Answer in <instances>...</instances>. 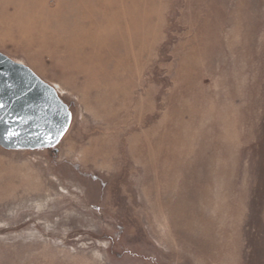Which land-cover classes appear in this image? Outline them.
Here are the masks:
<instances>
[{"label": "rangeland", "instance_id": "obj_1", "mask_svg": "<svg viewBox=\"0 0 264 264\" xmlns=\"http://www.w3.org/2000/svg\"><path fill=\"white\" fill-rule=\"evenodd\" d=\"M119 48L144 52L112 126L94 103ZM0 52L71 114L49 148L0 146V264H264V0H0ZM166 116L188 144L152 166L131 136Z\"/></svg>", "mask_w": 264, "mask_h": 264}, {"label": "water", "instance_id": "obj_2", "mask_svg": "<svg viewBox=\"0 0 264 264\" xmlns=\"http://www.w3.org/2000/svg\"><path fill=\"white\" fill-rule=\"evenodd\" d=\"M71 114L55 88L28 66L0 52V146L49 148L63 136Z\"/></svg>", "mask_w": 264, "mask_h": 264}, {"label": "bare ground", "instance_id": "obj_3", "mask_svg": "<svg viewBox=\"0 0 264 264\" xmlns=\"http://www.w3.org/2000/svg\"><path fill=\"white\" fill-rule=\"evenodd\" d=\"M91 5H93V4H91ZM90 7L93 9V11L95 12L96 15L97 14L100 15L99 16L100 20L98 18H96V19H98L97 21H102L106 17L105 15H108L107 12L105 11V9H103V12L101 14L93 6H90ZM143 9H144L145 13H150L152 11L151 7H145ZM138 10L139 9H135V12H137ZM145 15H147V14H145ZM126 18H127L126 14H124V16L122 18V22L124 25L128 24V22H126ZM86 29H87L88 34L90 33L91 36L93 33L96 34L100 31V27L99 26L96 27V23L87 24ZM125 29L126 28L124 27L123 28L124 32L126 31ZM79 49H87V48H79ZM79 49L78 50H75V49L71 50L70 48L67 49L66 60L68 61L69 64L84 66L88 63V61L86 59H81V58L77 59L78 58L77 54L79 52H81V50H79ZM90 49H99V48H90ZM119 50H120V52H123V54L120 55L119 58L114 59L115 60L114 72L112 74H109V76H108L109 83L108 84L105 83L103 86H101V88H98L96 90V99H95V103H94L95 110L97 112L98 111L103 112L104 121L107 122V124L110 123V125H112V126H115L116 123H120L121 121H123L124 117L122 118V114H121L120 110H118V108L126 106V100L124 98V95H125V93L129 92V90H128V86H129L128 84L129 83H127L126 89L125 90L122 89L123 91L120 90L119 93L117 92V90L119 89L118 86L114 85L113 83H117L121 79L127 81V79L129 77H131L132 74H134L135 70H131V68L134 67L131 64L132 63L131 59L133 60V58H135L136 56H140L139 54L143 51L142 48H122V50H121V48H119ZM107 53L109 55L113 54L112 48H111V50H108ZM33 59H34L33 62H35V65H36L39 61L35 55H34ZM186 60H190L189 57H184L183 60L180 62V64H182V66H180V70H181V67H183V70H182L183 77H185V71H186L184 65L185 66L191 65L190 63H187ZM189 66H187V67H189ZM99 76H101V74L96 73L95 75L87 78V81L89 79H95ZM54 87L58 93L59 92L63 93V88L59 84L58 85L54 84ZM140 105H141V103L136 105V110L139 109V107H141ZM181 107L179 108V110L181 109ZM180 115L181 114H179V116L177 115L176 118L181 119ZM168 119H169V116H166L160 123L156 124L155 126H152L150 129L145 130V131L135 132L131 136V140L133 141L132 142L133 153H135L139 156L145 157V159L149 162V164H152L156 161H160V162H163V164L165 165V161L167 160V158L165 159V157H164L166 151H163L160 147L166 141H170V138H172L173 143L175 144L174 147L172 146L173 148L171 150L174 149V151H176V152H177V150H179L180 148L183 147L184 143L188 144V140L187 141H185L183 139L180 140V137L177 136L176 132L174 133V132H172L174 130H172V131L170 130L171 127L169 126V120ZM136 120L138 122V118ZM182 125H180V127ZM185 134H186V132H185ZM102 141H104V140H102ZM104 146L105 145L102 144L101 146L93 147L91 152H90L91 155L93 157H101V158L109 157L110 156L109 153H111V151H109V149H104ZM168 152L169 151L166 152L167 155H168ZM152 166H153V164H152ZM150 167H151V165H150ZM169 180H167V181L170 184ZM164 181H166V180H164ZM154 187L157 190L156 185ZM166 189H167V187H166ZM145 194H147V192Z\"/></svg>", "mask_w": 264, "mask_h": 264}]
</instances>
